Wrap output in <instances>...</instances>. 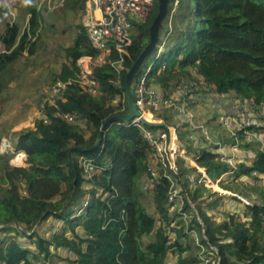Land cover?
I'll use <instances>...</instances> for the list:
<instances>
[{"label":"trees","instance_id":"trees-1","mask_svg":"<svg viewBox=\"0 0 264 264\" xmlns=\"http://www.w3.org/2000/svg\"><path fill=\"white\" fill-rule=\"evenodd\" d=\"M62 5L85 14L86 0H64ZM45 9L41 0H29L23 30L18 23L7 22L0 34V94L8 84L4 72L25 51L28 55L35 52ZM169 9L162 28L164 38L160 32L155 61L149 68V82L173 90L183 80L199 77L207 90L218 95L212 99L231 94L235 105L239 101L258 114L260 121H244L238 131L241 138L245 131L264 135V0H170ZM157 12L155 0L147 19L134 22L133 41L126 52L121 55L114 49L103 64L94 67L97 94L85 91L77 81L78 59L98 55L84 25H77L74 42L65 49L67 61L55 79L70 81L63 97L56 105L44 101L43 116L33 127L15 134V151L26 154V164L10 163L14 153L0 151L2 263L173 264L175 255L174 264H199L203 255L207 264H264V187H252L262 202L241 205L244 217L221 211L217 219L209 209L217 208L223 195L200 182L198 171L203 168L211 180L231 173L237 185L247 186L248 179L263 178L259 175H264V149L255 148L249 161L237 157L233 164L221 159L219 148L228 142L236 144L235 138L200 146L188 138L183 141L185 131L177 128L182 146L196 165L180 157L179 174L166 161L164 169L153 176L154 150L142 128L117 121L109 126L102 146L90 150L104 122L128 112L126 75L149 42ZM121 58L124 66L118 69L114 63ZM228 113L238 119L243 116L239 106ZM66 114L76 115L77 121L69 122ZM157 117L169 120L166 112ZM143 127L170 133L167 126ZM189 173L195 174L192 186ZM233 182L222 187L236 190ZM178 186L177 195L184 197L183 211L191 217L188 224L182 212L169 215L168 204ZM145 199L153 204L159 219ZM233 201L241 203L237 197ZM50 218L58 224H53L48 235L40 227ZM194 232L199 255L191 245Z\"/></svg>","mask_w":264,"mask_h":264},{"label":"rangeland","instance_id":"rangeland-1","mask_svg":"<svg viewBox=\"0 0 264 264\" xmlns=\"http://www.w3.org/2000/svg\"><path fill=\"white\" fill-rule=\"evenodd\" d=\"M50 1L51 3H55V0ZM41 2L47 7V10L45 9L42 11L45 22H43L41 35L38 39L35 52L28 55V52L25 51L24 54L17 61L12 63L8 70L3 74V77L4 79H7L8 84L0 94V151L2 153L6 152L1 149V143L3 140L11 141L13 145V140L15 139L17 131L33 127L36 119L43 116L41 107L48 97L49 87L54 83L56 75L61 70L62 65L67 61L65 49L73 44L74 38L78 32L77 25L83 24V11H71L66 5H59L54 10H51L48 8L49 0H41ZM28 18L29 14L26 12L25 0H0V34L5 30L7 22H16L23 30L27 25ZM134 32L135 31L133 30V34ZM163 38L164 29L161 31V40H163ZM2 51L3 45L0 42V53ZM155 57L156 53L150 55L144 62L142 70H146L150 67L154 63ZM198 93L200 94L197 98L185 95L179 100H176L184 103L181 107L186 105L189 109L188 111L193 115L192 117H194V120L191 124H187L189 122L185 121L186 118L184 116H178L173 113L172 108L153 111V115L148 114V118L152 120L154 118L165 120L170 125L171 133L174 134V136L177 135V128L181 131H185L183 140L185 142L188 139H191L194 142L205 140L204 135H206L209 140L213 141L212 143H222V141L235 138L237 140L236 144L228 142L222 144L219 148L222 157L233 164L237 159L234 153H236L238 157H246L249 161L255 154V148L264 149L263 134H255L245 131L241 138L238 133L240 128L243 127L240 126L239 122L249 121L253 123L258 121L260 119L258 114L252 112L251 114L248 113L249 115L247 113L245 115V113H243L241 120H239L238 117H236L238 120L235 118L236 123L233 122L234 120L224 122L219 116L224 115L227 111L222 109V107H219L218 104H212L210 99H208L209 96V98H212L214 91L201 88L198 90ZM179 97L180 96H177V99ZM163 112H166L169 120L157 117ZM202 127L204 128L202 129ZM161 130L162 129L159 131ZM246 143H248L247 147H245ZM202 145L205 146V144ZM182 148L183 150H180L179 155H175L174 162L170 164L177 165L178 169V158L182 157L187 159L191 165L195 166L196 163L194 159L185 151L183 146ZM10 163H12L11 159ZM155 166L159 172L165 167L164 164H156ZM177 171L179 173V170ZM198 171L202 174L199 179L200 182L203 181L212 191H216L223 195L219 201L218 207L215 209H209V213L215 215L217 219L221 218V211L237 212L239 216L244 217V212L240 209L241 205L262 202L258 191L252 187H256V189L264 187V175H259L263 178H259L256 181L252 178L248 179L246 186L245 184L237 185L238 182L233 179L231 173L224 174L220 179L211 180L207 177L206 173L204 174L200 170V168ZM194 176V173L188 174L190 186L194 184ZM233 181L235 182V185L238 186L236 190L230 191L222 187L223 184L231 183ZM84 186L86 187V184H84ZM180 187L181 186L177 187V190L173 193V198L168 204L170 207L169 215L176 216L177 213L182 212L184 216L183 220L188 224L191 221V217L183 211L184 197L177 195V191L180 190ZM234 197H237L241 203L233 201ZM144 203H146L149 211L159 219V215L154 210L153 204L148 202V199H145ZM190 204L197 213L195 204L192 203L191 200ZM51 219L53 221V218H50V220ZM52 224L53 223L48 226L47 233L52 231ZM193 235L195 238H193L194 242H192L191 245L194 254L199 255V250L196 245V238H198V236L195 232ZM144 241L147 243L149 241L148 237H146ZM213 249L216 251V248L213 247ZM60 251H62V254L64 255L68 254L65 250ZM173 258L175 263V255H173ZM54 259L58 262L64 261L57 257ZM207 263L208 259L206 256L200 255L199 264Z\"/></svg>","mask_w":264,"mask_h":264},{"label":"built area","instance_id":"built-area-1","mask_svg":"<svg viewBox=\"0 0 264 264\" xmlns=\"http://www.w3.org/2000/svg\"><path fill=\"white\" fill-rule=\"evenodd\" d=\"M63 1L64 0H60L58 3H51L49 0L48 8L54 10L61 5ZM154 5L155 0H86L83 25L92 46L98 50V55H85L78 59L77 65L80 68V72L78 73L77 81L85 91L92 94L98 93L99 81L93 75L94 67L103 64L106 57L109 56L114 49L121 55L126 52V48L133 41L134 22L145 21ZM114 65H116L118 69L123 68V58L115 62ZM149 68L150 67L143 72H139L133 82L135 103L138 109L142 112V115L148 118V113L153 115V111L172 108L176 115L184 116L186 118L185 121H188V124H191L194 120V117H192L193 115L188 111L189 109L186 105L181 107L184 103L176 100H179L185 95H189L190 97L194 96L195 98L199 97L200 93H198V90L201 88L207 89L208 87L205 81L198 77V79L183 80L178 83L173 90H165L160 87L157 89L155 84L149 82ZM69 82L70 81H64L61 79L55 81L49 87L48 97L45 101H49L51 104L56 105L57 100L63 97L64 90ZM177 96L180 97L177 99ZM124 99L126 100V97ZM238 102L239 101L236 102L235 106H239V112L241 114L246 110L254 111L253 108L250 109L247 105L239 104ZM261 108L264 110V105H262ZM65 117L69 122L77 121L76 115L74 114H66ZM219 117H221V120L224 122L234 120L233 122L236 123L235 120L237 119L236 116L229 113H224V115H220ZM153 120L158 119L154 118ZM127 123L141 127L145 139L154 150L150 166L153 176L159 174V171H157L155 166L156 164L161 162L165 165L166 161H168L169 164L174 162L175 155H179L180 150H183L178 134L174 136V134L171 133L170 126V133H167L163 129L161 131H159L160 129H148L143 127L140 116L134 117ZM239 123L240 126H243L244 122ZM245 123L249 124L250 122L245 121ZM203 128L204 127H202V129ZM204 137L205 140L199 142L196 141L198 145L203 146L202 144H206L205 142H211L206 135H204ZM1 149L4 151L10 150L14 153L11 158L12 164H26V154L23 151H15L14 145H12L11 141L3 140L1 143ZM221 159L224 158L221 156ZM170 166L177 174H179L177 171V165L170 164ZM200 170L204 174L206 173L203 168H200ZM0 264L4 263L0 261Z\"/></svg>","mask_w":264,"mask_h":264},{"label":"water","instance_id":"water-1","mask_svg":"<svg viewBox=\"0 0 264 264\" xmlns=\"http://www.w3.org/2000/svg\"><path fill=\"white\" fill-rule=\"evenodd\" d=\"M169 6H170V0H158V12L152 24L150 25L149 42L144 47L139 57L135 60V62L132 64V66L127 72L125 88H126V101L128 105V112L116 114L110 117L109 119H107L104 122L101 131L99 132L98 137L94 145L90 148V150H95L100 146H102L106 131L108 130L111 124L117 121L129 122L134 117L140 116L141 122L145 125L153 126V127L170 126L166 121L151 120L142 115V112L138 109L135 103V90L133 88V82L137 77L138 73L142 70V66L144 62L150 55H152L156 51L157 47L159 46L160 32L163 28L164 21L169 15L170 12Z\"/></svg>","mask_w":264,"mask_h":264},{"label":"crops","instance_id":"crops-1","mask_svg":"<svg viewBox=\"0 0 264 264\" xmlns=\"http://www.w3.org/2000/svg\"><path fill=\"white\" fill-rule=\"evenodd\" d=\"M155 86H156V88L158 89L159 88V86L158 85H156L155 84ZM214 95H216V93L214 92V94H213V96ZM206 97H208L207 95H205ZM210 97V96H209ZM208 97V99H210V101L212 102V104H218V106L219 107H222V109H224V110H226L227 111V113L228 112H230V111H232V110H234V105H235V102H233V100H232V95L231 94H227V95H222L221 97L219 96V98L218 97H216V98H214L213 100H212V98H209ZM259 121V120H258ZM211 142H213V141H211ZM234 155H235V157H238L237 155H236V153H234ZM51 223H53V224H58V222L55 220V219H53V221H52V219L50 220H48V221H46L45 223H43L42 225H41V227H40V230H42V232L44 233V234H50V233H47V230H48V226L51 224ZM52 224V225H53Z\"/></svg>","mask_w":264,"mask_h":264},{"label":"clouds","instance_id":"clouds-1","mask_svg":"<svg viewBox=\"0 0 264 264\" xmlns=\"http://www.w3.org/2000/svg\"><path fill=\"white\" fill-rule=\"evenodd\" d=\"M29 2V0H25V3H28Z\"/></svg>","mask_w":264,"mask_h":264},{"label":"bare ground","instance_id":"bare-ground-1","mask_svg":"<svg viewBox=\"0 0 264 264\" xmlns=\"http://www.w3.org/2000/svg\"><path fill=\"white\" fill-rule=\"evenodd\" d=\"M148 114H149V113H148ZM148 114H147V115H148Z\"/></svg>","mask_w":264,"mask_h":264}]
</instances>
